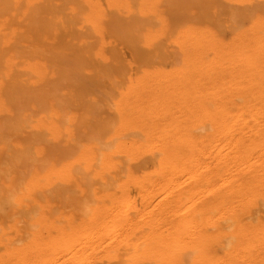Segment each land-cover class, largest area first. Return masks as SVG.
I'll return each instance as SVG.
<instances>
[{
  "label": "bare ground",
  "instance_id": "obj_1",
  "mask_svg": "<svg viewBox=\"0 0 264 264\" xmlns=\"http://www.w3.org/2000/svg\"><path fill=\"white\" fill-rule=\"evenodd\" d=\"M0 264H264V0H0Z\"/></svg>",
  "mask_w": 264,
  "mask_h": 264
},
{
  "label": "rangeland",
  "instance_id": "obj_2",
  "mask_svg": "<svg viewBox=\"0 0 264 264\" xmlns=\"http://www.w3.org/2000/svg\"><path fill=\"white\" fill-rule=\"evenodd\" d=\"M106 109H107V110H106ZM104 111H105V115H106V116L111 117V112H109V109H108V108H104ZM107 113H109V114H107Z\"/></svg>",
  "mask_w": 264,
  "mask_h": 264
}]
</instances>
